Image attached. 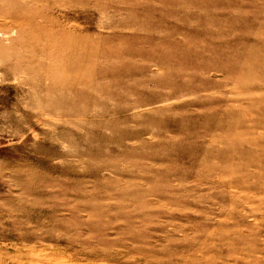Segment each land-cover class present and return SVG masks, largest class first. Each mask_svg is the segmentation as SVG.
<instances>
[{
	"label": "rangeland",
	"instance_id": "374dc122",
	"mask_svg": "<svg viewBox=\"0 0 264 264\" xmlns=\"http://www.w3.org/2000/svg\"><path fill=\"white\" fill-rule=\"evenodd\" d=\"M0 264H264V0H0Z\"/></svg>",
	"mask_w": 264,
	"mask_h": 264
}]
</instances>
